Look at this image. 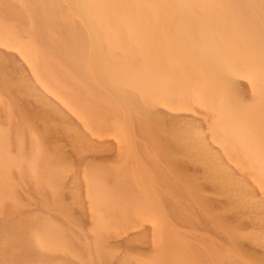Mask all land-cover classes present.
I'll list each match as a JSON object with an SVG mask.
<instances>
[{
    "label": "rangeland",
    "instance_id": "1",
    "mask_svg": "<svg viewBox=\"0 0 264 264\" xmlns=\"http://www.w3.org/2000/svg\"><path fill=\"white\" fill-rule=\"evenodd\" d=\"M28 1L0 0V20L15 27L0 40V264L264 263V181L248 153L264 151V67L239 49L232 80L183 63L187 81L156 87L167 95L126 79L118 96L63 5ZM224 4L216 16L225 9L264 42V1ZM215 17L221 33L246 44ZM162 39L177 52L170 35ZM146 53L151 73L163 74L158 51Z\"/></svg>",
    "mask_w": 264,
    "mask_h": 264
},
{
    "label": "bare ground",
    "instance_id": "2",
    "mask_svg": "<svg viewBox=\"0 0 264 264\" xmlns=\"http://www.w3.org/2000/svg\"><path fill=\"white\" fill-rule=\"evenodd\" d=\"M242 1L255 2L264 0H47V4L53 5L57 2H60L66 10L67 16L70 18L72 17L76 19L77 22H79V25L82 29V35L87 43L84 47H78L87 49L89 51L88 57L90 58V61L94 66H97L100 69L98 76L106 80H111L114 86L117 87L116 94H118V96H125V92H122L118 89V86L121 82L120 80L126 81V79H129L133 82L141 81L142 83H145L154 91L156 95L160 97L166 92L163 91L165 88H160L158 90L160 85H164L166 88L167 86H170L171 88L173 80H177L179 83H181V81H187V77H184L178 68V65L183 63L192 64L194 69L201 66L207 72L214 71L216 73L222 74V77H225L226 80H232L233 77H238L239 75V64L242 61V58L237 55V52L239 49H241L243 52L247 53L249 57L259 62L264 67V42L259 35V29L254 26H249L248 30H251L250 34H253L254 39L251 37L247 38V36L243 34L244 32L242 31V28H235L234 24L231 22L232 20H226L227 14H225V9H218L220 10L219 12L223 13L222 15L216 16L215 14L217 12L215 11L216 8L227 7L224 3ZM26 4H29L28 0ZM201 8L206 10L207 13L201 14ZM182 14L185 16L184 19L186 24L184 25L178 22L175 18L176 15ZM212 17H215L220 21L228 22H225V24L229 25L228 28L240 38H244L246 40V44L238 45L233 40H231L227 34L221 33V30L214 26V23H212ZM229 29L226 30L225 28L224 31H230ZM10 34H15V27L13 25H7L0 20V40H3V38L5 40V37L10 36ZM165 34L170 35L176 41L178 48L177 52L171 53L165 49V46L163 45L164 40L162 39V36ZM21 37L19 38L21 39ZM9 40L7 41L9 42ZM188 40H191V42ZM77 44L82 45L80 42ZM25 46L31 52L35 49V45L29 40H25ZM150 50H156L160 54L162 63H164V66L161 67L163 69V71H161L163 74H160V71H158L159 73L156 72L155 74L151 73L150 70L154 69L153 63L150 62V58L148 60L146 56V52H149ZM191 50L192 52L190 53L189 51ZM245 53L244 58L247 57H245ZM121 61H127L126 63L128 64L130 70L128 76H124L120 70L119 65ZM130 61L139 62L144 66L143 68L140 66V68H135ZM151 65L152 67L150 68ZM157 86L158 88H156ZM174 90L175 94H180L183 92L181 89ZM260 90L258 91L259 93ZM165 94L167 95V93ZM223 94L225 100L227 101L228 105L231 106V108H234V110H236L239 114H246L247 107L244 105L238 94V97H235V101L232 100L228 92L224 91ZM181 96H184L183 93ZM256 98H258V96H256ZM231 133L234 136L236 133L235 129H232ZM235 140H238V138ZM244 141L243 144L246 143ZM241 143L242 142H240V144ZM246 146L247 144L244 145L243 148H246ZM262 147L264 148V146ZM247 150L246 152L249 151L248 153H250L253 158L250 160L251 164L253 163L257 166L258 177L264 181V151L262 154H260L261 152L259 153V149L257 151L256 147L249 148V150ZM200 151H205L208 153L206 150L200 149ZM215 161L216 165H219L217 159ZM217 169L218 167L216 170ZM231 185L233 186V184ZM242 196L240 198H242ZM251 196L252 195H250L249 198H251ZM253 202L255 201H252V204H254ZM239 203L236 204L239 205ZM242 203H244V199ZM242 205H240V207ZM255 205L258 206L259 204ZM253 206L254 205H252V207ZM243 259L247 264L248 262L249 264H264L257 260H253L250 257H244Z\"/></svg>",
    "mask_w": 264,
    "mask_h": 264
}]
</instances>
